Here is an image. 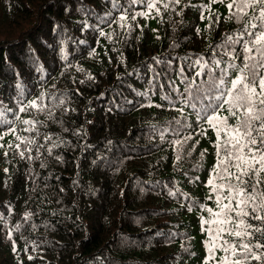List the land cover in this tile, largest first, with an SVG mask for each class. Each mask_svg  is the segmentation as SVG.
<instances>
[{"label":"trees","instance_id":"1","mask_svg":"<svg viewBox=\"0 0 264 264\" xmlns=\"http://www.w3.org/2000/svg\"><path fill=\"white\" fill-rule=\"evenodd\" d=\"M228 2L210 5L208 28L209 0L135 20L146 8L131 0H0V264H203L210 217L198 205L216 207L206 186L216 135L188 116L192 139L177 161L170 130L183 118L162 97L169 77L183 88L175 70L189 57L211 61L212 46L241 28ZM121 5L125 27L108 26ZM41 96L43 111L18 112L20 99ZM9 126L35 140L24 158L8 147L20 143Z\"/></svg>","mask_w":264,"mask_h":264},{"label":"snow or ice","instance_id":"2","mask_svg":"<svg viewBox=\"0 0 264 264\" xmlns=\"http://www.w3.org/2000/svg\"><path fill=\"white\" fill-rule=\"evenodd\" d=\"M111 2L119 5L120 0ZM216 2L209 0V4L202 5L200 9L201 20L210 21L208 28L212 27L211 13L205 16V12ZM180 3L181 0H131V6L139 4L146 8V11L133 12L131 19L148 17L153 9L159 15L161 6L167 10L171 5ZM226 7L228 18L239 22L241 28L234 34H226L219 44L212 46L211 61L203 57L195 60L189 57L187 68L180 66L175 70L183 88L177 85V80L169 77L170 91L162 99L168 101L183 118L176 120L177 127L170 130L176 137L171 144L177 153V161L182 158L184 144L192 139L191 134L182 135L183 130L190 127L188 116L194 114L198 124L206 125L200 134L206 135L211 128L216 135V162L206 184L210 188L207 199L213 200L216 207L198 205L200 211H207L210 217H201L202 230L208 237L204 241L206 256L203 264H264V0H230ZM128 18L129 9L121 5L119 17L106 18L105 22L108 26L118 23L120 27H125ZM215 23H220L219 17ZM100 35H105L103 30ZM158 62L171 65V61L167 60ZM196 68L200 70L195 71L194 76L187 74ZM161 74L156 73L153 79H158ZM201 76L206 79L197 82ZM172 93H176L174 101ZM43 99V96L27 101L20 99L18 112L24 113L30 108L43 111L46 108ZM56 99L60 104L64 103L59 97ZM223 112L228 115H222ZM230 117L235 119V124L229 123ZM16 118L19 119L18 116ZM3 123L10 125L12 122ZM22 123L30 125L36 122L23 120ZM17 131L15 127H7L6 133L20 141L8 147H15L24 158L25 152L30 151L28 145L35 144V140L17 135ZM4 134L0 132V140ZM163 137L164 132H161ZM45 139L51 138L46 136ZM20 144L25 145L23 150H20ZM2 147L4 145L0 144ZM48 151L51 152V149ZM4 155L7 156L8 152ZM194 206L195 202L189 198L188 209ZM19 227L17 225L16 229ZM218 252L222 255L217 256ZM29 259L32 257L29 256Z\"/></svg>","mask_w":264,"mask_h":264}]
</instances>
